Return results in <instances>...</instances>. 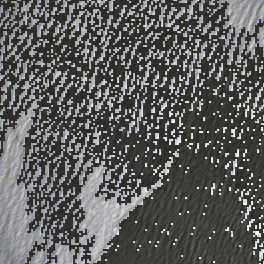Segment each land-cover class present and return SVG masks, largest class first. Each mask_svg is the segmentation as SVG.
Instances as JSON below:
<instances>
[{
	"label": "water",
	"instance_id": "water-1",
	"mask_svg": "<svg viewBox=\"0 0 264 264\" xmlns=\"http://www.w3.org/2000/svg\"><path fill=\"white\" fill-rule=\"evenodd\" d=\"M261 47L264 0H0V234L38 245L17 264H85L67 238L125 187L90 264H264V107L237 92Z\"/></svg>",
	"mask_w": 264,
	"mask_h": 264
},
{
	"label": "snow or ice",
	"instance_id": "snow-or-ice-1",
	"mask_svg": "<svg viewBox=\"0 0 264 264\" xmlns=\"http://www.w3.org/2000/svg\"><path fill=\"white\" fill-rule=\"evenodd\" d=\"M261 53H264V47H261ZM182 70V69H181ZM251 70H249V73ZM205 77L211 76L212 72L208 70L207 66L204 69ZM236 78L239 80L240 77L237 74ZM261 83H257V79L253 78L249 74V80H245L243 83L239 84L237 92L243 91L245 95H252L253 99H259V103L255 106L260 108L264 107V75L259 76ZM121 196L119 198L120 202L117 203L116 199H107L104 196V191L102 190L99 194L100 200L103 203V207L99 210V215L96 217L95 224L92 226V235L82 236L77 233L75 237H68V242L76 247L77 252L80 254V259L85 261V264H90V261L85 260V253L87 256H91L92 249L97 246L103 251L104 245L107 243V237L105 235V230L110 227L109 221L113 213L118 215V210L121 203L124 202V193H128L129 204L134 206V201L136 194L134 190L121 188ZM111 196L115 197V192H111ZM142 198V197H140ZM264 219V217H262ZM262 232H264V223L259 225ZM264 239V235L261 237ZM31 245L33 249H37L38 245L32 243L29 240L22 238L21 234L13 230L9 234H0V264H17L16 257H19V261H24L27 256L29 260L33 259V256L28 254V246ZM34 255V253H33Z\"/></svg>",
	"mask_w": 264,
	"mask_h": 264
}]
</instances>
